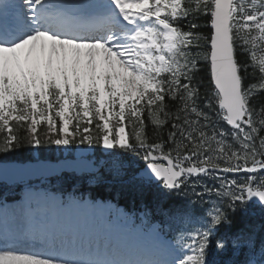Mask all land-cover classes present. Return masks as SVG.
<instances>
[{
  "label": "snow or ice",
  "instance_id": "obj_1",
  "mask_svg": "<svg viewBox=\"0 0 264 264\" xmlns=\"http://www.w3.org/2000/svg\"><path fill=\"white\" fill-rule=\"evenodd\" d=\"M0 186V264H264V0H0Z\"/></svg>",
  "mask_w": 264,
  "mask_h": 264
},
{
  "label": "trees",
  "instance_id": "obj_2",
  "mask_svg": "<svg viewBox=\"0 0 264 264\" xmlns=\"http://www.w3.org/2000/svg\"><path fill=\"white\" fill-rule=\"evenodd\" d=\"M201 75L202 76L204 75L203 64L201 65ZM207 83H208L207 79H205L203 82L202 88H201L202 91L207 86ZM148 130H149V133H151V126H149ZM83 147H86V145ZM94 152H95V156L99 157V155L101 153V149L97 148L94 150ZM54 154H55L54 146H52L51 149L46 147L43 150L42 155L38 154V158L41 160H44V161H52ZM28 155L29 154L26 150H20V152L18 154V159L23 163L25 161L30 160V159H28ZM68 179H63L61 181V183H59L60 188L55 187L53 184H51L49 188L65 192L66 190H70L72 187H74V189H76L77 191L87 193L90 197H95L97 199H102V200L111 199V200H115L118 204H122V205H126V206H130V205L140 206V205H142L139 203L138 198L133 196V195H130V194L116 195L114 198H111L110 193L113 190L110 188L97 186L95 184L92 186H89V185H87L86 180L82 179V178L77 180V181H74V180L67 181ZM151 199H152L151 194H148L146 197V200L151 201ZM253 222L259 224L260 218L254 217Z\"/></svg>",
  "mask_w": 264,
  "mask_h": 264
},
{
  "label": "rangeland",
  "instance_id": "obj_3",
  "mask_svg": "<svg viewBox=\"0 0 264 264\" xmlns=\"http://www.w3.org/2000/svg\"><path fill=\"white\" fill-rule=\"evenodd\" d=\"M55 148H56V147H55ZM85 149H86V148H85ZM58 151H59L60 153L62 152L63 156H66V157H68L69 154L72 156V158H73V157H76V158L79 157V155L76 156V153H79V150H77V149H73L71 153H69V152H67V151H64V150H62V149H58ZM63 156H62V157H63ZM62 157H61V158H62ZM33 188L36 189V190H38V191H41V192H46L49 196L55 197V198H57V199H64V200H67V199H69L70 197L73 196V195H64V196L56 195V194L51 193L50 191H48V190H46V189H42V188H40V186H38V187L33 186ZM0 191H1V194H2V196H1L0 198H5V197H6V198H13L14 196L20 194V193H19V189H16L15 187H13V191H12V192H7V191H5L4 189H0ZM76 197H78V196H76ZM9 203H11V202H9ZM139 216H140V215H138L137 217H139ZM96 221L98 222L99 225H102V224H103V221H101V220H99V219H97ZM122 221H123V220L118 221V227H119V229H121V230H123V228L120 226V223H122ZM113 223H114V225H116V224H115V218H113Z\"/></svg>",
  "mask_w": 264,
  "mask_h": 264
},
{
  "label": "water",
  "instance_id": "obj_4",
  "mask_svg": "<svg viewBox=\"0 0 264 264\" xmlns=\"http://www.w3.org/2000/svg\"><path fill=\"white\" fill-rule=\"evenodd\" d=\"M63 161L57 163V164H52V163H42L43 165H45L46 167H39L37 165V163L35 164H27L29 166L32 167L31 172L29 173L28 177H27V181L28 180H32V179H38L40 177H45V178H49V177H53V176H59L62 172L60 171H56V169L59 168V166L62 164ZM65 172H69L67 170H65Z\"/></svg>",
  "mask_w": 264,
  "mask_h": 264
},
{
  "label": "bare ground",
  "instance_id": "obj_5",
  "mask_svg": "<svg viewBox=\"0 0 264 264\" xmlns=\"http://www.w3.org/2000/svg\"><path fill=\"white\" fill-rule=\"evenodd\" d=\"M79 155V153H76V156H78Z\"/></svg>",
  "mask_w": 264,
  "mask_h": 264
}]
</instances>
